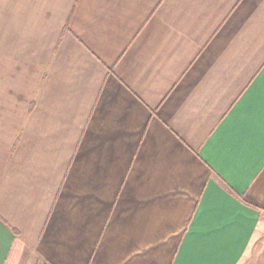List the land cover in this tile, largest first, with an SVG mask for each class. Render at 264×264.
<instances>
[{"label":"crops","instance_id":"0c3cea01","mask_svg":"<svg viewBox=\"0 0 264 264\" xmlns=\"http://www.w3.org/2000/svg\"><path fill=\"white\" fill-rule=\"evenodd\" d=\"M0 264H264V0H0Z\"/></svg>","mask_w":264,"mask_h":264}]
</instances>
